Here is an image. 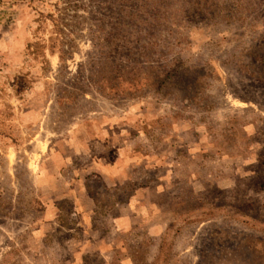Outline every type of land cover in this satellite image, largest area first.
Listing matches in <instances>:
<instances>
[{
	"label": "rangeland",
	"instance_id": "1",
	"mask_svg": "<svg viewBox=\"0 0 264 264\" xmlns=\"http://www.w3.org/2000/svg\"><path fill=\"white\" fill-rule=\"evenodd\" d=\"M77 189L78 264H264V0H0V264H72Z\"/></svg>",
	"mask_w": 264,
	"mask_h": 264
},
{
	"label": "crops",
	"instance_id": "2",
	"mask_svg": "<svg viewBox=\"0 0 264 264\" xmlns=\"http://www.w3.org/2000/svg\"><path fill=\"white\" fill-rule=\"evenodd\" d=\"M109 169L106 168L104 170V174H106L108 176V171ZM110 173H112L110 171ZM78 191H76L75 194V198L72 199L73 203L72 206L74 208V212H75V218L78 219L79 223H78V228L79 230H81L84 238V241L81 239L77 240L76 237H72V242H70V246H74V248H77L76 250V259L74 261H72V264H78L79 263V257L81 258L82 256H84V254L89 253L90 250H96L99 252H102L100 249H102V247L98 248L97 247V243L100 241L105 240V238H103L100 233L95 230L93 228V225L91 223L92 221V213L94 210V204L92 203V200L90 199H84V198H77V192L82 193V191H79V189H77ZM73 192V191H72ZM73 194V193H72ZM83 197V195H82ZM116 207H118V205H116ZM51 215V209H48V213L46 214V216L44 217L43 221V225L40 226L38 228V232L41 234H45L48 231L46 230H51L52 227H54V225H56V220H58V216L56 215V217H50ZM116 224L120 223V217H118L116 219ZM81 221V222H80ZM101 246V245H100Z\"/></svg>",
	"mask_w": 264,
	"mask_h": 264
}]
</instances>
